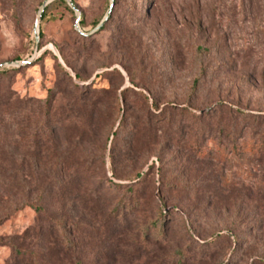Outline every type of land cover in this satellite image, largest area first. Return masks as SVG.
<instances>
[{
	"label": "rangeland",
	"instance_id": "obj_1",
	"mask_svg": "<svg viewBox=\"0 0 264 264\" xmlns=\"http://www.w3.org/2000/svg\"><path fill=\"white\" fill-rule=\"evenodd\" d=\"M18 58L32 62L20 65ZM75 86L97 103L69 118ZM138 91L160 109L173 102L191 113L223 106L225 117L244 113L248 118L234 123L263 138L264 0H0V264H15L9 238L46 222L37 206L74 224L91 217L77 236L69 225L79 253L97 235L114 264H264V163L230 154L218 140L211 158L189 151L193 138L170 142L166 136L177 128L170 120L180 126L181 119L173 107L161 114L167 120L156 123L157 135H149ZM28 111L36 142L23 119ZM84 160L98 172L104 160L95 181L124 184L119 198L133 205L144 196L139 212H129L132 229L120 244L111 219L110 234L84 233L85 222H104L109 211L103 201L81 200V175L70 178L68 165ZM115 162L122 177L112 173ZM137 172L142 181L129 185ZM55 179L72 195L53 190ZM163 213L161 233L151 226ZM144 227L145 243L134 237Z\"/></svg>",
	"mask_w": 264,
	"mask_h": 264
},
{
	"label": "trees",
	"instance_id": "obj_2",
	"mask_svg": "<svg viewBox=\"0 0 264 264\" xmlns=\"http://www.w3.org/2000/svg\"><path fill=\"white\" fill-rule=\"evenodd\" d=\"M46 13L47 7L43 12V16ZM101 28H105V25L103 24ZM17 60L19 61V58ZM77 77H81V75L77 73ZM198 83L199 79H196L194 81V86L197 87ZM131 90L132 88L124 89V100L128 101L126 94ZM74 91L76 95L68 104V112H72L69 118H77L78 114L76 115L75 112H77L81 107L83 108V106L87 105L89 101L92 107H95L97 103L95 99L87 100V94L80 91L78 86H75ZM137 93L138 95H141L146 102V109L142 116L144 118L143 129L146 132L150 133L149 135H157L155 134L157 131L156 127L159 126H156V123H163L167 120V118H164V115L163 117H161V114L173 107L172 109L175 108V111L177 112L180 110L179 112H181V119L178 122V125L180 126H176L174 118L173 120H170V122H173L175 124L173 125V127H177L171 128V134H169V136H166V138H169L168 140L170 142H173L175 140L179 143H185L186 139H188L189 137L193 138V140L188 144L189 151L192 150V153H195L200 157L211 158V156L213 155L216 156L219 151L214 150L213 146H210V144L213 145V142L218 140L224 146V149H227L228 153L234 155H238L241 153L251 154L258 157L259 161L264 163V135L263 138L255 140L252 136L255 135L254 132L252 133V135L246 134L244 132L245 127L248 126L238 128V125L234 123V119L237 120L238 118L242 119L241 121H245L248 117L244 113L238 112L239 116H236L235 118L234 116L225 117L224 112L226 110L224 109V106L216 109H210L209 111H206L202 107H199L196 108L198 109V111H200L199 113H191L188 108L186 109L187 106L178 109V105L174 104L173 102L166 104L163 109H160L159 102L156 98H150L142 91H138ZM150 102H152L151 107ZM47 105L49 107H47L45 115L50 116L51 114L49 112L54 105V100H48ZM190 107L195 109L193 106ZM227 113L230 112L227 111ZM34 115V113L28 111V113L24 115L25 117L23 119L28 120L27 127L30 129L32 140L36 142V138L39 137L38 130L36 129L37 125H35L34 128L30 126ZM127 117H129V113L126 109L119 126L123 125V122ZM46 126L43 127L45 128ZM43 127H41V130ZM118 130L119 129L114 132V140L117 136ZM173 132L175 134H178L176 138L172 136L174 135ZM114 140L112 141V144L115 143ZM156 142L158 141H156L155 137H153L151 141L152 147H154ZM71 163L72 164H69L67 168L68 171L71 172L70 178L74 180L75 178H77V175H81V181H83L82 190L84 191L79 194L81 195V200L91 205H95L96 203L103 201L105 202L106 206L105 211L107 212V210H109L105 217L106 222H102L103 220L97 218L95 223L85 222V225L88 229L84 233H86V236H89V238L90 235L93 236V233L91 234V232H95L97 234L104 233L105 236L106 232H108V224L106 223H108L107 221L111 219V224L113 225V228L111 230L113 232L112 236L118 235L116 236L119 237L118 243H122V237L129 235V231H131L132 229L131 220H127L129 212H139V206H141L140 199H144V196L140 195L135 204L132 205L131 203H128L126 200H124L123 198H119L118 196L120 195L122 190L126 188L124 184H117L112 180H109L108 186L106 185V182H103L105 184H103L102 186L98 185L95 181V177L104 174L102 168V165H105L104 160L101 162V170L99 169L101 172H98V170H96L97 168H95L86 160H84V162L82 163H80V161H73ZM60 164L61 162H56L54 166L59 167ZM111 169L114 175H116L117 177H122L118 174L116 162L114 163V167H112ZM143 175L144 173L137 172L135 175V179L129 185H135L142 181L141 179ZM66 186L67 185L65 184L64 180L55 179L53 190L63 194L65 197H68V195L72 194H69ZM129 188L133 190L132 186H129ZM36 211L40 213V216H47L46 222H42L41 220H39V222H37V224L31 229L26 231L23 236L18 238L16 236L9 238L8 242L6 243L7 245H10L12 247L13 254L15 256V264H114V258H110L102 254L100 249H102V247L106 244L97 235L96 239L92 238L91 245L88 244L84 246V248L89 249L88 252L83 254L79 253L81 249L80 247L82 245L78 244L77 241L72 238L73 230H70L69 228L70 226L74 227L76 229L75 233L77 236L79 235L78 232L80 230L81 224H84V221H91V217L87 218L86 215L83 214L84 217H82L79 222H76V224H74L73 219H70L68 215L52 216L48 214V211L45 207L37 206ZM163 216L164 213L162 215V218H157L151 226L155 230H157L158 228L159 230L161 229V233L163 232L162 228L164 227ZM1 219L2 218H0V220ZM44 222L45 224H43ZM45 225H47V229H45ZM144 229L145 227L143 229H137L135 234L133 232L135 239L137 241L141 240V242L143 241V243L147 242L148 239L146 237V230ZM110 233L111 232H108V234ZM1 241L2 240H0V243Z\"/></svg>",
	"mask_w": 264,
	"mask_h": 264
},
{
	"label": "water",
	"instance_id": "obj_3",
	"mask_svg": "<svg viewBox=\"0 0 264 264\" xmlns=\"http://www.w3.org/2000/svg\"><path fill=\"white\" fill-rule=\"evenodd\" d=\"M72 4H73V3H72ZM46 5H47V3H45L44 6L42 7L41 12H40V17L42 16L43 11H44V8H45ZM112 7H113V6L110 7V11H109V13H108V16H109V14H110L111 11H112ZM108 16H107V17H106V18H105V19L99 24L98 29L101 28L102 25L107 21ZM77 25L79 26V22H77ZM37 34H39V26H37ZM30 62H32V60H29V61H19L18 63H19L20 65H24V64H27V63H30Z\"/></svg>",
	"mask_w": 264,
	"mask_h": 264
}]
</instances>
